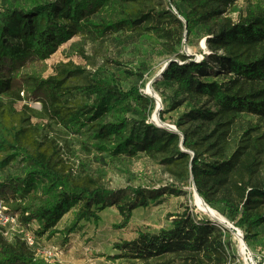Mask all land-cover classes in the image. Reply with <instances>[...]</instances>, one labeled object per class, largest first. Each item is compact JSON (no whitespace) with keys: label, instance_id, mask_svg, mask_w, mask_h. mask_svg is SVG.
<instances>
[{"label":"trees","instance_id":"1","mask_svg":"<svg viewBox=\"0 0 264 264\" xmlns=\"http://www.w3.org/2000/svg\"><path fill=\"white\" fill-rule=\"evenodd\" d=\"M15 1L2 0L0 10V200L8 212L30 229L38 223L37 237L51 238L73 209L75 218L61 231L64 235L75 232L82 220L99 222L100 212L111 206L122 217L117 228L123 229L135 210L159 196L154 189H109L99 177L77 176L56 140L41 136L40 125L17 111L25 91V100L42 107L36 112L25 105L26 111L45 114L71 134L91 130L99 149L143 152L182 179L192 178L203 200L222 207L248 243L253 229L264 225V136L254 135L259 126L238 140L230 132L243 114L264 121V1L245 0L237 21L227 12L239 0H178L184 10L170 0L174 11L131 9L147 0ZM120 32L150 35L169 54L179 53L186 36L206 38L209 53L202 59L178 56L161 74L160 83L173 89L171 109L190 106L176 121L178 132L149 122L156 99L143 94L141 85L125 90L109 74L89 78L86 86H66L65 75L82 72L79 68L44 76V61L76 35L101 39ZM146 71H130V76L143 86ZM78 94L81 98L72 102ZM159 116L163 120L164 112ZM16 163L22 171L7 173ZM172 216L168 229L140 230L135 238L114 243L118 254L113 258L139 264H234V230L200 219L190 208ZM0 264L48 263L26 242L0 237Z\"/></svg>","mask_w":264,"mask_h":264},{"label":"rangeland","instance_id":"2","mask_svg":"<svg viewBox=\"0 0 264 264\" xmlns=\"http://www.w3.org/2000/svg\"><path fill=\"white\" fill-rule=\"evenodd\" d=\"M16 0L15 2H19ZM264 1V0H262ZM184 10L185 7L175 0ZM2 0H0V10ZM169 8L170 0H147L142 4L131 5L132 10H158ZM245 0H239L235 6L228 10V16L234 21L239 19L240 14L245 10ZM205 38H185L183 46L178 54H169L165 47L150 35L134 37L128 33H117L98 39L90 33H81L73 37L67 43L61 45L44 61V76L59 74L60 71L69 68H79L82 72H74L65 75L66 86H86L89 78L103 77L114 74L119 80L122 88L128 90L133 85H141L143 94L154 96L156 108L149 118V122L161 129L178 132L176 125L178 118L190 109L186 103L177 109L172 108L171 97L173 89L161 84V74L169 62L178 56H185L186 60L192 58L198 61L204 54L209 53ZM32 68V67H31ZM145 78L143 86L138 82L136 76H130V71H143ZM217 70H219L217 68ZM24 73L30 72V68ZM214 77V74H212ZM156 84L159 91L155 89ZM23 101L16 103L18 112L24 116H30L33 124H39L41 136L54 138L60 147L63 158L70 164L77 176H84L86 173L99 177L109 189H124L131 187H144L149 190H156L159 193L158 200L151 202L147 208H139L133 212L130 223L123 229L117 228L122 222V217L114 207H107L100 212V221L94 222L82 220L71 235L62 234V230L73 223L76 210L73 209L59 222L56 229L59 230L53 237L47 235L38 237V249L33 250L37 258L44 259L48 264H139L131 260L113 258L118 251L113 248L114 243L131 240L137 236L140 230L157 232L162 228H170L172 215L182 214L186 208L192 209L200 219H207L217 222L219 227L227 226L234 230L232 234V251L236 257L234 264H264V225L253 229L249 242L246 243V253H242L240 238L236 232L244 233L237 228L227 217L222 207H213L223 218H217L198 210L195 205L194 196L196 189L192 178L182 179L172 173L165 164L154 160L139 152L136 155H125L112 153L105 149L96 147L91 137V130L84 129L77 134L67 132L52 119L44 115L32 114L26 111L23 106L28 105L36 112L42 107L39 102L25 100L27 93L22 91ZM163 95V96H162ZM168 97V100L165 99ZM78 94L72 100L80 99ZM159 104V106H158ZM164 112L163 120L159 113ZM155 114V117H154ZM186 123L182 128H186ZM251 126H259L254 135L264 136V121H259L250 114L241 115L234 124L230 137L240 139L242 134ZM213 127H211V130ZM263 139V138H262ZM264 140V139H263ZM231 151L235 148L233 138L229 141ZM181 149L184 146L181 144ZM194 155L192 151H188ZM21 167L16 163L7 169V173H20ZM177 191V192H176ZM32 232L38 229V223L33 222ZM68 236V237H65ZM244 240V238H243ZM55 251L52 261L47 260L42 253L45 249Z\"/></svg>","mask_w":264,"mask_h":264},{"label":"built area","instance_id":"3","mask_svg":"<svg viewBox=\"0 0 264 264\" xmlns=\"http://www.w3.org/2000/svg\"><path fill=\"white\" fill-rule=\"evenodd\" d=\"M202 58L203 56L200 59ZM19 218V215L9 213L8 207L0 200V237L5 238L10 243L20 239L26 242L32 250L38 249V237L29 227L23 225ZM42 253L50 261L55 257V251L50 248L45 249Z\"/></svg>","mask_w":264,"mask_h":264},{"label":"bare ground","instance_id":"4","mask_svg":"<svg viewBox=\"0 0 264 264\" xmlns=\"http://www.w3.org/2000/svg\"><path fill=\"white\" fill-rule=\"evenodd\" d=\"M205 47H206V45L203 42V48H205ZM154 117H155V114H154ZM194 200H195V205L199 211L204 212V213H208L209 215L220 218V219L223 218V216L218 211H216L214 208L209 206L203 200V198L201 196L197 195V193H195ZM240 244H241V242H240ZM242 247H244V246L242 245Z\"/></svg>","mask_w":264,"mask_h":264},{"label":"water","instance_id":"5","mask_svg":"<svg viewBox=\"0 0 264 264\" xmlns=\"http://www.w3.org/2000/svg\"><path fill=\"white\" fill-rule=\"evenodd\" d=\"M205 42H206V38H205ZM168 66V65H167ZM154 97V96H153ZM155 98V97H154ZM156 99V98H155ZM156 101H157V99H156ZM158 106H159V104H158ZM196 189V188H195ZM196 193H197V195H199L198 194V192H197V190H196ZM200 196V195H199ZM236 234H237V236H239V238H240V242H241V244L244 246V247H242V253H246V249H247V246H246V243H245V240H243V236H242V234L240 233V232H236Z\"/></svg>","mask_w":264,"mask_h":264}]
</instances>
